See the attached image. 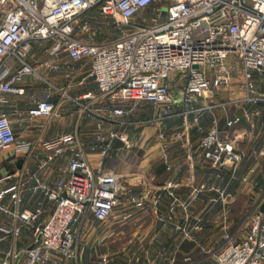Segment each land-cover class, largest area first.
<instances>
[{
    "label": "built area",
    "instance_id": "built-area-1",
    "mask_svg": "<svg viewBox=\"0 0 264 264\" xmlns=\"http://www.w3.org/2000/svg\"><path fill=\"white\" fill-rule=\"evenodd\" d=\"M154 2L157 19L162 6L166 7L164 22L151 24L143 17L108 44L90 42L81 36L90 30L93 10L121 25ZM32 41H50V53L62 51L72 60L89 62L87 77L110 99L102 106L104 112L99 113L101 119L95 127L96 140L105 143V152L114 139L129 145L130 137L126 131L105 129L102 121L130 114L141 100L164 104L155 120L161 126L159 136L165 135L168 105L175 101L171 86L176 79L174 73L182 78L178 104L186 124L190 119L199 121L206 110L212 109L211 105L198 107V102L214 89L230 84L231 72L236 67L233 60L244 87L248 92L254 91V75H264V0H0V100L6 92L23 93V88L17 86L18 80L35 70L25 61ZM47 64L39 62V66ZM82 97L89 99L94 95L85 92ZM83 110L93 112L87 105H83ZM28 114L57 116L50 93L36 100ZM238 121L239 117L230 118L226 125L230 127ZM226 137L228 133L222 136L213 117L196 145L200 163L211 165L215 174L226 166L235 168L243 155ZM176 139L192 156L195 145L184 130L176 133ZM12 145H16V136L8 116L2 112L0 150ZM41 146L48 153L27 169V176L22 178L19 173L13 182L0 188V212L11 217L9 223L0 225V242L6 238L14 242L24 226L31 228L33 235L30 247H0V264H79L80 222L89 214L96 219L106 218L118 205L123 191L131 194V188L123 185L115 172L92 168L78 147L74 132L45 139ZM32 147V143L16 145L17 149L27 151ZM67 150L69 154L54 181L42 179L39 171ZM160 153L169 168L164 145ZM174 186L171 180L163 186L172 197L169 210L173 212L180 205L187 220L190 201L198 197L206 184L192 180L188 196L182 200L174 193ZM24 188L40 192L42 197L34 206L24 205ZM217 189L223 201L231 195L224 187ZM161 196V192H155L149 197L154 211ZM130 199L137 205L145 202L132 194ZM45 200L53 203L46 214ZM199 219L196 216L190 228L183 223L186 235L191 237V230L200 228ZM223 239L214 260L204 262L184 256L182 264H264V211L258 209L251 215L240 238L225 230ZM101 260L106 263V255Z\"/></svg>",
    "mask_w": 264,
    "mask_h": 264
},
{
    "label": "rangeland",
    "instance_id": "rangeland-1",
    "mask_svg": "<svg viewBox=\"0 0 264 264\" xmlns=\"http://www.w3.org/2000/svg\"><path fill=\"white\" fill-rule=\"evenodd\" d=\"M155 3L140 10L133 20L121 25L111 17L93 10L92 17L89 18L90 30L81 33L83 39L108 44L128 32L132 28L131 23L140 21L143 17L151 24L164 22L166 13L163 14L162 9L160 19L153 13ZM162 8L166 7L163 5ZM232 62L236 67L231 72L230 84L214 89L212 94L201 99L208 101L206 105L215 104V114L208 116L207 112L211 109L203 113L202 118H209L203 120L200 130L192 125L191 119L183 128L178 104L182 82L179 73H174L176 79L171 84L175 101L168 105L169 117L164 123L163 137L159 136L161 126L155 119L164 104L145 100L139 102L145 104L143 108L139 107L144 114L139 124L141 128L148 127L150 135L147 145L145 143L143 147H135L137 154L143 153L145 147L159 141L167 144V149L173 154L185 153L186 150L180 147V142L176 139V133L186 130L185 134L190 141H195V145L213 117L218 126H222V136L228 133L226 139L232 140L234 147L243 152L235 168L226 166L220 174H215L214 168L209 164L201 169L199 181L205 182L206 187L200 191L194 206L199 210L200 228H193L192 236L189 237L183 230L185 226L181 221L180 208L172 212L163 206L161 210L164 215H161L148 202L130 205L124 212L120 210L121 207H116L104 219H96L89 214L83 220V226L77 229V242L78 237L83 234V264H182L184 256L209 262L214 260L224 241L225 230L234 231L235 237L246 231L251 215L259 209L264 199V149L256 145V142L259 143L264 138V75L254 77V91L248 92L236 61ZM234 117H239V121L227 127V119ZM196 145L194 151L199 153ZM8 148L13 150L14 146ZM150 151L158 153L157 149ZM223 187L231 192L225 201L221 200L217 189ZM1 214L9 216L7 213L0 212ZM191 225L192 223H187L186 228ZM103 255H106V263L101 260Z\"/></svg>",
    "mask_w": 264,
    "mask_h": 264
},
{
    "label": "crops",
    "instance_id": "crops-1",
    "mask_svg": "<svg viewBox=\"0 0 264 264\" xmlns=\"http://www.w3.org/2000/svg\"><path fill=\"white\" fill-rule=\"evenodd\" d=\"M50 48V41H32L31 49L27 53L25 61L35 70L22 75L18 80L17 86L23 88V93L6 92L1 95L3 100H0V113L4 112L8 116L16 136V145L23 146L26 143H32L33 147L31 151L23 148L17 149L16 145L13 150L9 148L0 150V188L13 182L19 173L22 178L26 177L27 169L35 166L38 157L46 156L48 150L41 146L43 140L74 132L78 147L83 150L95 171L102 169L115 172L122 184L131 188L130 192L133 196L145 199L144 203H150L149 197L155 192H161L162 196L157 206V211L161 215H164L161 210L162 207L169 208L172 199L163 189L167 180L175 183L172 189L180 200L186 198L190 191V182L192 180L199 181L198 176L201 169L208 167L207 164L202 165L200 163L199 153L194 151L192 156H188L186 152L173 154L167 149V144L159 141L145 147L143 153L137 154L135 147H143L150 135L148 127L141 128L139 124L140 118L144 115L143 111L139 109V107L145 106L142 102L128 115L102 121L105 129L126 131L130 137L129 145L124 144L119 139H114L103 152L102 148L105 143L96 140L95 127L97 121L101 119L99 113L103 114L104 112L101 110L102 106L110 102V99L107 95L100 93L95 82L87 77L89 62L86 59L72 60L62 51L50 53ZM42 61H47L48 64L39 66V62ZM52 65H56V68H53ZM15 67L16 65L13 70L16 69ZM46 92L50 93V99L55 103L58 115L30 116L28 109ZM85 92H91L94 97L84 99L82 95ZM207 102V100L200 99L198 105L206 107L208 106L206 105ZM83 105H87L93 112L88 113L83 110ZM211 106L212 109L207 112L209 113L208 116L215 114V104H211ZM208 116L197 122L192 121V125H196L197 130H200L203 120L208 119ZM185 126L186 123L183 121V128ZM221 127L219 124V129ZM207 129L208 126L203 132ZM162 145L168 151L169 168H167V163L163 161L159 151ZM256 145L264 149V138L259 143L256 142ZM181 148L184 150L183 147ZM155 149L158 150V153L150 151ZM68 154L67 150L50 160L39 171L41 178L52 183L62 170ZM22 194L26 206H34L36 201L42 197L40 192H34L28 188H24ZM131 194L123 191L115 208L121 207L120 210L124 212L130 205H137L130 199ZM196 199H192L189 203L186 213L190 216L187 220L184 218L185 212L182 207L180 205L175 206V209L180 208L182 210V223L191 224L194 218L199 216V210L194 208ZM44 202L46 214L52 210L53 203L49 200ZM165 214L167 215V213ZM10 221V216L0 215V225ZM79 226H83V220ZM243 234L244 232L238 234L237 238ZM32 238L31 228L24 226L20 236L14 242L6 238L0 242V247L6 248L10 244H14L15 248L24 247L31 243ZM78 242L79 264H83V234L78 237Z\"/></svg>",
    "mask_w": 264,
    "mask_h": 264
},
{
    "label": "water",
    "instance_id": "water-1",
    "mask_svg": "<svg viewBox=\"0 0 264 264\" xmlns=\"http://www.w3.org/2000/svg\"><path fill=\"white\" fill-rule=\"evenodd\" d=\"M162 13L164 14V13H166V8H162ZM194 66H196V65H194ZM259 210L260 211H264V199H263V201L260 203V205H259ZM32 244H29V247L31 246Z\"/></svg>",
    "mask_w": 264,
    "mask_h": 264
}]
</instances>
